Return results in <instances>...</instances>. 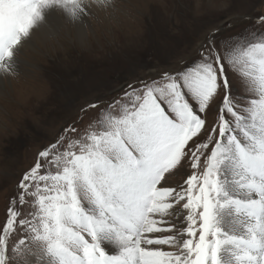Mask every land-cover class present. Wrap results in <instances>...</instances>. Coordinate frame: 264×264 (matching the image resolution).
<instances>
[{
  "label": "snow or ice",
  "instance_id": "6c2138e0",
  "mask_svg": "<svg viewBox=\"0 0 264 264\" xmlns=\"http://www.w3.org/2000/svg\"><path fill=\"white\" fill-rule=\"evenodd\" d=\"M111 6L0 0V76L37 30ZM215 35L178 69L88 104L86 124L38 153L0 218V264H264V30Z\"/></svg>",
  "mask_w": 264,
  "mask_h": 264
},
{
  "label": "rangeland",
  "instance_id": "374dc122",
  "mask_svg": "<svg viewBox=\"0 0 264 264\" xmlns=\"http://www.w3.org/2000/svg\"><path fill=\"white\" fill-rule=\"evenodd\" d=\"M111 5L87 17L82 39L66 22L57 37L24 47L19 71L3 76L0 218L38 153L81 116L86 124L95 115L93 109L81 111L88 104L106 103L129 83L178 69L181 61L196 57L210 33L219 42L264 30L257 22L264 0H111ZM184 179L177 175L170 182L175 186Z\"/></svg>",
  "mask_w": 264,
  "mask_h": 264
},
{
  "label": "bare ground",
  "instance_id": "6f19581e",
  "mask_svg": "<svg viewBox=\"0 0 264 264\" xmlns=\"http://www.w3.org/2000/svg\"><path fill=\"white\" fill-rule=\"evenodd\" d=\"M113 6V5H112ZM114 8V7H113ZM105 11L107 10V8H105L104 9ZM112 10H114V9H112ZM116 11V10H115ZM105 13V12H104ZM109 13V12H108ZM98 15V14H97ZM93 20V19H92ZM87 22H89V19L86 17L85 18V21H84V23L82 24V25H79V24H74L75 25V27H76V30H77V35L79 36V38H83L84 36H86V34H88L87 33V31H86V23ZM52 23H54V25H55V32L54 33H52V34H50L49 32H48V30L46 29V28H41V29H39V30H37L36 32H35V34H34V36H33V38H32V40H31V42L28 44V45H26L25 47H27V46H31V47H33V45L34 44H38V43H40V42H42V41H45V40H47V39H52V37H57V34H59V31H60V29L62 28V27H65L66 26V21H64V20H62V19H57V20H54V21H52ZM93 24V23H92ZM73 27V26H72ZM71 27V28H72ZM88 27V26H87ZM90 29V28H89ZM92 29V28H91ZM61 32V31H60ZM72 33V32H71ZM90 36V35H89ZM59 38V37H58ZM57 38V39H58ZM74 38V37H73ZM85 42V41H84ZM48 43V42H47ZM60 43V42H59ZM24 49V48H23ZM24 81H25V79H24ZM24 81H22V82H24ZM43 81V80H42ZM20 82V81H19ZM21 82V83H22ZM3 84H4V79H3V76H0V89H2V87H3ZM23 84H25V83H23ZM36 85V84H35ZM4 93V92H3ZM19 94H22V93H19ZM1 95V94H0ZM18 96H20V95H18ZM21 100V99H20ZM24 104V103H23ZM20 109V108H19Z\"/></svg>",
  "mask_w": 264,
  "mask_h": 264
}]
</instances>
